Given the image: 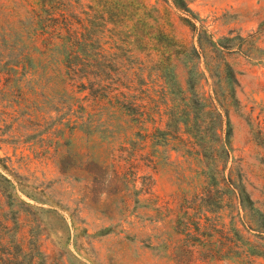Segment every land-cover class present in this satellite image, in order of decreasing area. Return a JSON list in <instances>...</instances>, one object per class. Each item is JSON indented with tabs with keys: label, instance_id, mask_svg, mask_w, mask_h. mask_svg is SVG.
Wrapping results in <instances>:
<instances>
[{
	"label": "rangeland",
	"instance_id": "obj_1",
	"mask_svg": "<svg viewBox=\"0 0 264 264\" xmlns=\"http://www.w3.org/2000/svg\"><path fill=\"white\" fill-rule=\"evenodd\" d=\"M41 2L0 0V241L25 251L15 264H264V149L249 121L264 118V0H56L98 41L83 52L133 67L123 109L71 92L50 53L19 41ZM235 80L226 169L209 95Z\"/></svg>",
	"mask_w": 264,
	"mask_h": 264
},
{
	"label": "trees",
	"instance_id": "obj_2",
	"mask_svg": "<svg viewBox=\"0 0 264 264\" xmlns=\"http://www.w3.org/2000/svg\"><path fill=\"white\" fill-rule=\"evenodd\" d=\"M61 6L60 3L56 2V0H42L41 9L38 11L36 9H32L29 13L30 17L26 20H19L21 24V30L23 29L25 35L20 38L19 41L23 40L25 36H27L28 41L32 43L33 48H35L42 55L51 54V59L54 60L50 64L52 66L51 70L59 71L63 76H65V84H67L68 90L75 93V88H78V93H88L84 99L92 101H99L102 98L109 99L111 103L113 99L117 101L114 103L115 106L119 109H123L127 106L129 101V95L125 93L122 89H128V86L122 81V78L128 72L133 70V67H128V65L123 62L120 63L116 61L114 64L109 58L110 56L104 54L102 48H97L98 52L94 54V51L83 52L81 47L83 44H87L89 48H95L96 44L98 45V41L91 34L89 37L77 30H74V24L70 22L65 12H60ZM22 31V32H23ZM65 31L68 36L63 38L61 32ZM67 39V40H66ZM58 40L64 41L63 45H68L66 50L61 52ZM66 40V41H65ZM40 45V46H39ZM62 45V46H63ZM225 49H229L224 47ZM203 50V48H201ZM195 53L200 56L196 47L193 48ZM19 51V49L17 50ZM60 51V57L56 59L54 57V53ZM17 62L18 66L23 65V68H26L27 65L33 63L32 54H21ZM50 57V56H49ZM100 59V62L95 63V58ZM48 60V59H47ZM111 61V62H110ZM115 61V60H114ZM119 66V67H118ZM128 67V68H125ZM116 68L115 73L113 69ZM126 69L127 72H122L123 69ZM125 74V75H124ZM135 76H139L137 72L134 74ZM99 79L100 83L96 84L94 79ZM129 84H136V79L129 80ZM116 86V87H115ZM238 81L235 80L232 84L231 88H228L227 93L221 92L219 89H214V95H209V107L211 108V112L216 115V118L219 120V125L215 130L214 139L215 143L222 148L223 153L227 156L225 159V167L227 169V165L230 159V137H224V116L229 120L230 111L234 107V103L239 104L236 99ZM131 87V86H130ZM111 89V90H110ZM109 90V91H108ZM131 90V89H129ZM110 92L111 94H108ZM74 97V96H73ZM80 99V98H79ZM83 99V100H84ZM82 100V99H81ZM135 105V104H134ZM261 118V114L255 120L249 118L251 126V135L252 140L255 144L264 149V118ZM170 121H176L174 114H170ZM216 127V126H215ZM221 131L222 134L219 135L218 132ZM194 140L192 144L194 147H198L203 151L207 150L206 145L203 143V137H199L196 135L192 136ZM223 181L225 185L230 186L233 185V171L230 172L229 176H224ZM239 192L237 193L240 199V202L243 203L244 199L242 196V192L239 188H237ZM19 248V253H16V247L11 245V242L4 238L0 241V264H15L19 262L20 257L25 251L22 247ZM17 248V249H18ZM255 255V254H254Z\"/></svg>",
	"mask_w": 264,
	"mask_h": 264
}]
</instances>
